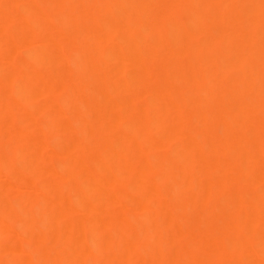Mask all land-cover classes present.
<instances>
[{
  "label": "bare ground",
  "instance_id": "obj_1",
  "mask_svg": "<svg viewBox=\"0 0 264 264\" xmlns=\"http://www.w3.org/2000/svg\"><path fill=\"white\" fill-rule=\"evenodd\" d=\"M0 264H264V0H0Z\"/></svg>",
  "mask_w": 264,
  "mask_h": 264
}]
</instances>
